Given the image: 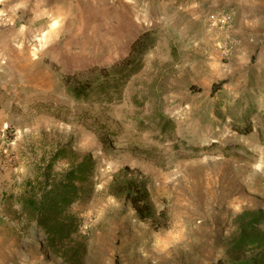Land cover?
Masks as SVG:
<instances>
[{"label": "rangeland", "instance_id": "rangeland-1", "mask_svg": "<svg viewBox=\"0 0 264 264\" xmlns=\"http://www.w3.org/2000/svg\"><path fill=\"white\" fill-rule=\"evenodd\" d=\"M245 14L241 0H0V129L16 137L0 151V264L227 258L235 216L264 210V120L247 119L244 135L226 116L239 102L264 116V19L246 24ZM145 32L121 82L78 93ZM86 154L95 167L70 205L79 228L66 242L82 250L66 259L25 203ZM125 166L147 180L152 218L108 193Z\"/></svg>", "mask_w": 264, "mask_h": 264}, {"label": "trees", "instance_id": "trees-1", "mask_svg": "<svg viewBox=\"0 0 264 264\" xmlns=\"http://www.w3.org/2000/svg\"><path fill=\"white\" fill-rule=\"evenodd\" d=\"M147 35L148 32H145L139 36L133 42L129 55L116 62L111 68H93L92 72L99 73L83 86H80L81 83H76L79 86L78 93L87 96L84 90L92 87V80L100 83L108 82V84L112 79L114 82H121L126 74L131 72L135 54L145 49ZM221 88L222 84L215 85L214 91L217 92ZM241 105L240 102L237 103L234 111L226 116L233 118V131L246 135L254 130L253 122L246 120L255 116L264 120V116L258 113L256 107L243 108ZM216 112L220 118L224 117L220 107L216 108ZM153 119L164 120L163 128L171 124V120L162 115ZM259 130L262 132L260 128ZM94 167L92 156L86 154L59 177L51 179L49 175H45L44 180L38 182L26 199L25 208L36 217L38 224L47 234L50 247L62 251L66 259L72 255L78 256L82 250L80 245L76 247L66 245L79 228L77 218L69 212V208L84 193L89 192L87 185L91 181ZM108 193L130 203L139 219L153 217L154 210L147 189V180L129 166H125L113 175L108 185ZM233 223L235 231L228 242V256L217 264H264V210L245 209L235 216ZM66 247L69 249L60 250Z\"/></svg>", "mask_w": 264, "mask_h": 264}, {"label": "built area", "instance_id": "built-area-1", "mask_svg": "<svg viewBox=\"0 0 264 264\" xmlns=\"http://www.w3.org/2000/svg\"><path fill=\"white\" fill-rule=\"evenodd\" d=\"M217 23L221 25L223 28L230 27V17L226 15H219L217 17ZM229 42H232L231 37L229 36ZM16 137L14 136V133L9 130L8 126H5L4 128L0 129V151L7 152L9 148L15 144Z\"/></svg>", "mask_w": 264, "mask_h": 264}, {"label": "crops", "instance_id": "crops-1", "mask_svg": "<svg viewBox=\"0 0 264 264\" xmlns=\"http://www.w3.org/2000/svg\"><path fill=\"white\" fill-rule=\"evenodd\" d=\"M241 3L246 4L247 11L249 14H245L242 20L246 24H253L259 19H264V0H241Z\"/></svg>", "mask_w": 264, "mask_h": 264}]
</instances>
